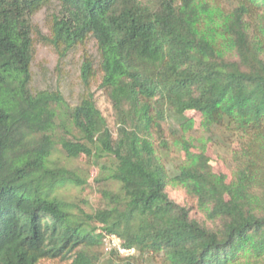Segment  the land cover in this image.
<instances>
[{"label": "trees", "instance_id": "16d2710c", "mask_svg": "<svg viewBox=\"0 0 264 264\" xmlns=\"http://www.w3.org/2000/svg\"><path fill=\"white\" fill-rule=\"evenodd\" d=\"M36 43L80 50L74 104L32 86ZM56 145L97 168V207L63 197L84 181ZM51 263L264 264V0H0V264Z\"/></svg>", "mask_w": 264, "mask_h": 264}, {"label": "rangeland", "instance_id": "374dc122", "mask_svg": "<svg viewBox=\"0 0 264 264\" xmlns=\"http://www.w3.org/2000/svg\"><path fill=\"white\" fill-rule=\"evenodd\" d=\"M52 11H56V7L51 5L48 9H43L33 16V24L43 35H49L47 16ZM89 50L94 51V45L89 44ZM80 50L68 53L60 62L58 55L53 49L46 44L36 43L35 53L31 65L32 71V86L35 89L59 90L69 104H74L82 90L79 78L80 66ZM93 96L96 101V106L106 119L110 129L114 128V117L111 106L105 95L95 88L92 89ZM200 119L195 117L194 133L195 139H200ZM61 135V133H57ZM208 154L211 157V163L216 171L224 170L221 164V159L215 155L212 149H208ZM58 164L72 169L79 178L84 181L82 187L70 186L62 191L63 197L81 204V206H98L100 200L101 183L97 182V168L91 164V161L86 156H77L74 158L67 157L59 145H56L52 150L50 157ZM170 199L174 202L191 208L192 214L195 217L205 219L204 212L201 211L196 201L186 194L181 186L169 185L166 189ZM89 208V207H88ZM100 256V261H106L107 254L103 253ZM107 263V262H106ZM52 264V263H51ZM62 264V263H53ZM64 264V263H63Z\"/></svg>", "mask_w": 264, "mask_h": 264}, {"label": "built area", "instance_id": "2783aa9c", "mask_svg": "<svg viewBox=\"0 0 264 264\" xmlns=\"http://www.w3.org/2000/svg\"><path fill=\"white\" fill-rule=\"evenodd\" d=\"M103 250L108 252L110 250H115L120 255L126 256L134 252L133 249H127L120 245L119 239L114 235L104 234L103 238Z\"/></svg>", "mask_w": 264, "mask_h": 264}]
</instances>
